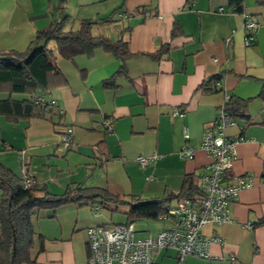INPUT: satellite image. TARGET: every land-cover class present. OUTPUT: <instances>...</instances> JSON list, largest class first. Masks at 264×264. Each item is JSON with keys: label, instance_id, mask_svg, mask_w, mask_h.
<instances>
[{"label": "crops", "instance_id": "obj_1", "mask_svg": "<svg viewBox=\"0 0 264 264\" xmlns=\"http://www.w3.org/2000/svg\"><path fill=\"white\" fill-rule=\"evenodd\" d=\"M241 2L242 13L230 0H65L59 9L57 0H0V50H24L37 30L65 14V29L92 19L93 34L122 38L128 49L122 59L101 47L67 59L49 41L60 73L49 94L58 107L16 121L0 115V163L21 183L23 162L36 187L54 193L76 184L106 187L126 200L178 193L186 176L207 172L210 158L199 147L204 128L230 96L248 99L250 117L225 130L237 139L225 176L249 174L253 185L230 204L232 221L202 229L224 241L209 245V258L179 260L175 250L162 248L153 264H264V224L257 223L264 219V0ZM244 14L260 24L248 46ZM163 44L168 52L153 56ZM112 76L113 83L105 84ZM66 125L73 127L68 150L59 141ZM184 144L194 148L193 158L179 155ZM141 155L155 157L141 167ZM111 218L108 208L93 212L73 203L38 210L31 255L38 264H88L85 230L114 224ZM162 220L147 236L171 225Z\"/></svg>", "mask_w": 264, "mask_h": 264}, {"label": "trees", "instance_id": "obj_2", "mask_svg": "<svg viewBox=\"0 0 264 264\" xmlns=\"http://www.w3.org/2000/svg\"><path fill=\"white\" fill-rule=\"evenodd\" d=\"M57 2L59 9L65 0ZM230 2L233 4V11L243 12L241 0ZM67 20L66 14L61 15L58 20L52 19L47 26L36 31L34 38L22 51L0 50V90L8 94L0 98V115H4L7 120L16 121L21 117L42 115L49 111L32 100L34 95L49 92L60 84L59 70L52 61V54L46 48L49 41H54L59 55L67 59L88 53L96 47H101L121 59L128 54L127 42L122 38L110 41L104 36L93 34L91 26L95 23L94 20H79L75 27L65 29ZM176 32L177 26L174 25L172 33ZM168 49L169 45L163 44L153 56L167 53ZM120 71L119 68L118 72ZM218 77L214 76V79ZM104 83L112 84L113 76ZM18 94L24 96H15ZM259 95L264 100V83ZM247 102L248 99L230 96L223 108L235 119H248L250 116ZM196 179L192 175L186 176L178 193H168L147 200L135 197L126 200L101 186L76 184L66 187L61 193L38 188L36 183L32 187L24 188L18 177L0 163V264H38L36 258L31 255L35 232L32 216L38 210L54 209L66 203H73L76 206L89 205L91 210L96 212L99 208L111 210L112 205L121 204L127 206V221L121 224H129L134 218L157 219L165 212L171 200L192 198L201 194L196 186ZM257 223L264 224V219Z\"/></svg>", "mask_w": 264, "mask_h": 264}, {"label": "built area", "instance_id": "obj_3", "mask_svg": "<svg viewBox=\"0 0 264 264\" xmlns=\"http://www.w3.org/2000/svg\"><path fill=\"white\" fill-rule=\"evenodd\" d=\"M243 16L244 44L248 46L253 42L255 31L260 24L247 14ZM32 100L47 110L58 107L49 92L36 94ZM223 105L215 119L204 128L200 137L199 147L210 158L207 172L196 179V186L201 194L192 198L181 197L174 204L167 205L159 218L170 219L171 225L162 228L154 236L135 237L132 223L87 227L85 232L89 248L88 264H153L154 254L162 248L175 250L179 260L186 255L209 258V245L212 242L224 241L219 235H204L202 229L207 224L220 225L232 221L230 204L237 198L240 190L253 185V178L249 174L225 176L232 168L236 157L237 139L230 138L225 133L228 126L236 123V119L223 108ZM174 113L182 115L176 109ZM105 126L111 130L112 120H106ZM184 137H188L187 132H184ZM59 141L63 149L71 148L73 144L71 125L62 128ZM178 153L183 158L191 159L194 156V148L184 144ZM154 157L141 155L137 157V162L144 167L151 163ZM20 180L24 188L32 187L36 183L23 162ZM96 209L97 207L94 208ZM230 259L234 257L231 256Z\"/></svg>", "mask_w": 264, "mask_h": 264}, {"label": "rangeland", "instance_id": "obj_4", "mask_svg": "<svg viewBox=\"0 0 264 264\" xmlns=\"http://www.w3.org/2000/svg\"><path fill=\"white\" fill-rule=\"evenodd\" d=\"M0 97H6L8 94L4 90H0ZM17 97H23L24 95H15ZM125 205H112L111 212H112V223H126L127 215H126V208ZM131 223L133 224V229L135 230L134 236L135 237H144L149 234L154 233L158 228L163 226L162 219H147V218H134L132 219Z\"/></svg>", "mask_w": 264, "mask_h": 264}]
</instances>
